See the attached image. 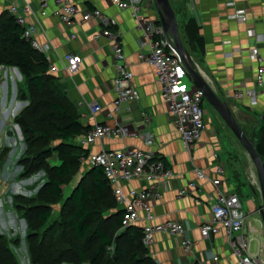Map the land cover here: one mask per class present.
Segmentation results:
<instances>
[{"label": "crops", "instance_id": "crops-1", "mask_svg": "<svg viewBox=\"0 0 264 264\" xmlns=\"http://www.w3.org/2000/svg\"><path fill=\"white\" fill-rule=\"evenodd\" d=\"M73 1L81 6L83 12L98 8L117 19L127 62L134 73L133 82L141 91L139 102L123 103L118 112L119 123L126 126L128 134L118 139H104L86 149L93 152L127 147L151 150L176 174L163 186L161 198L154 200L152 204L157 222L180 221L186 229V237L194 242V246L191 251H185L180 237L158 233L154 243L148 248L149 256L157 264H213L214 256L219 257V264H241L223 234L204 239L200 232L202 223L212 219L210 208L215 202L216 189L209 180L197 181L195 169L205 171L209 178L216 176L217 161L214 154L217 152L214 149L213 135L207 128L202 139L191 150L184 149L174 118L162 99L161 86L156 81L154 69L138 59V54L143 50V36L130 10L118 9L111 0ZM185 1L188 14L197 19L205 40V54L196 65L218 97L230 105L239 122L247 120L248 114H255L258 123L264 113V88L258 89V104L255 107L251 106L249 97L236 100L233 94L240 89L251 90L256 86L255 73L260 60L253 59L251 48L257 46L259 58L264 60V42L257 44L248 32L252 29L264 34V0ZM11 3L22 5L21 0H0V14ZM39 3L40 0H30L34 12L38 11ZM54 7L53 2L49 1V14L39 19L38 39L43 44L50 43L49 62L60 63V57L67 52L82 56L78 72L70 76L61 72L54 74L65 84L67 95L74 103L79 120L86 129L79 137L81 138L94 124L110 123L109 115L114 110L116 98L113 49L108 38H95L101 32L96 20L91 19L85 23L80 21L69 28L51 14ZM240 9L247 13L245 23L231 18ZM146 13L158 16L155 6L147 9ZM28 19L33 21L36 17L28 15ZM74 33L77 37L71 39ZM0 74L1 79H5L0 84V234L10 241H16L11 244V249L20 264H32L27 242L29 225L13 203V196L24 197L31 194L33 190L28 189V186H32L34 179L33 174L30 177L21 176V166L14 164L19 151L17 139L12 135L11 129L16 124L14 117L23 103L17 98L15 77L18 79L19 76L14 75L9 68L0 70ZM194 86L192 82L190 88ZM90 102H96L101 110L93 113L88 106ZM205 105L206 103V110ZM149 135L151 140L145 141L143 137ZM192 181H197V187L188 196L178 197V190L186 188ZM129 186L140 187L141 183L134 181ZM221 188L233 190L229 176L225 178ZM253 217V222H249L247 227L257 240V247L254 251L250 249V252L264 263V224L256 214Z\"/></svg>", "mask_w": 264, "mask_h": 264}, {"label": "built area", "instance_id": "built-area-1", "mask_svg": "<svg viewBox=\"0 0 264 264\" xmlns=\"http://www.w3.org/2000/svg\"><path fill=\"white\" fill-rule=\"evenodd\" d=\"M49 1L55 5L52 15L65 26L72 28L80 21L85 23L91 19L98 22L101 32L95 38L106 37L109 39L115 64V77L113 80L116 98L114 110L109 115L110 123H96L86 131L77 143L88 148L104 139H118L128 134V129L119 123L118 112L123 103L132 104L141 100V91L134 84V73L127 62L126 53L121 39V31L115 17L109 16L98 8L83 12L81 6L73 0H40L38 11L34 12L30 0H21L22 5L11 3L8 6L9 13L14 17L17 25L23 29V38L30 42L31 46L43 53L49 62L50 43H41L38 39L39 19L49 14ZM120 10H130L131 15L138 23L142 32V51L138 59L151 66L156 75V81L161 86V96L168 105L174 118L177 133L185 150L189 151L200 141L207 131V111L204 109L206 101L204 92L194 86L187 87L184 83L188 75L181 54L173 40L169 37L161 22L159 14L153 17L146 13L151 6L156 7L155 0H111ZM158 13V12H157ZM28 15H33L36 20L30 21ZM231 18L243 23L247 21L245 10H237ZM249 36L257 43L264 42V34L249 30ZM76 34L71 35L75 39ZM259 48H251L253 59L260 60L255 73V88L251 90H238L233 98L241 100L250 98L251 106H257L258 89L264 88V60L259 58ZM60 63L49 62V72L53 74L64 73L68 76L78 72L82 63V56L78 53L67 52L60 57ZM4 65L0 70L4 71ZM13 74L22 78L16 67L9 68ZM17 78V77H15ZM27 103H22L26 105ZM81 104V103H80ZM93 113L99 112L101 107L96 102L88 103ZM264 124V113L259 120ZM20 131V132H19ZM11 133L15 138L22 139L21 130L15 124ZM145 141L151 140V135L143 137ZM215 165L214 178H209L205 171L196 168V180H209L216 189L215 202L211 205L212 219L206 220L200 227L204 239L212 235L223 234L228 240L229 246L235 257L241 264H264L251 254V240L243 232L246 214L243 210L239 195L233 190L221 188L227 171L222 163H219V154H214ZM83 163L91 167L102 168L109 186L117 203V209L121 211V230L129 227H139L142 234V244L149 248L155 241L158 233H167L181 238V245L185 251H191L194 242L186 237V229L178 220L157 222L152 202L160 199L162 188L172 178L175 172L154 151L127 147L121 150H105L97 152L88 151L81 157ZM264 163V160H263ZM138 181L140 187H130V183ZM197 181L189 182L186 188L178 190V197L188 196L191 190L197 187ZM128 186V187H127ZM213 264H219V257L214 256ZM192 264V263H184ZM201 264V263H196Z\"/></svg>", "mask_w": 264, "mask_h": 264}, {"label": "trees", "instance_id": "trees-1", "mask_svg": "<svg viewBox=\"0 0 264 264\" xmlns=\"http://www.w3.org/2000/svg\"><path fill=\"white\" fill-rule=\"evenodd\" d=\"M172 7L178 23L181 18L179 29L180 34L181 31L183 34L181 38L184 45L196 61H200L205 54V40L197 19L188 14L186 1L183 5ZM22 34V27L16 24L7 8L0 14V66L19 69L26 79V88L17 90V95L20 100L28 101L14 117L27 143L25 157L20 163H30L21 176L34 173L53 153L48 148L36 150L38 135L49 140L46 131L39 128L44 119L48 120L53 133L58 135L59 144L55 151L60 159V164L48 171L50 178L45 191L42 189L38 194L39 204L30 205L24 201L14 203L29 225L27 242L31 263L63 264L67 261L72 264H157L149 256L148 248L142 244L139 227L120 231L122 213L117 209L112 189L100 167H91L86 173L91 180V189L86 187V178L82 176L64 200L67 209L61 215L62 219L51 220L52 204L63 202L62 186L71 184L80 169L81 157L88 153L86 148L77 143L86 129L67 95L65 84L49 72L50 64L45 55L34 49ZM253 135L256 149L264 160L262 122H258ZM36 210H39L37 215H32ZM109 210L110 217L105 214ZM110 227L114 233L109 231ZM14 242L0 234V264H20L11 249Z\"/></svg>", "mask_w": 264, "mask_h": 264}, {"label": "rangeland", "instance_id": "rangeland-1", "mask_svg": "<svg viewBox=\"0 0 264 264\" xmlns=\"http://www.w3.org/2000/svg\"><path fill=\"white\" fill-rule=\"evenodd\" d=\"M172 5L176 4H182L185 2L184 0H170ZM179 23L181 25V18L179 17ZM181 35L182 31H181ZM183 37V36H182ZM184 40V39H183ZM187 50L188 47L186 46ZM189 55L193 59V62L197 64V61L195 57L188 51ZM198 67V66H197ZM12 68V67H8ZM200 69V68H199ZM22 75V78L16 80V85H17V90H20V88L24 89L26 86L25 84V77L23 74L20 72ZM2 75L0 74V84L3 82L5 79H1ZM187 87H190L192 84V80L189 76L185 78L184 82ZM12 83L10 82L9 86L11 87ZM20 94V93H18ZM36 94V93H35ZM35 97L38 95H34ZM19 100V95L17 96ZM29 100V99H28ZM23 103H27L28 101L26 100H21ZM26 104V105H27ZM26 105H23L22 108ZM21 108V109H22ZM205 108L207 110V124H208V130L213 135V140H214V149L216 152L219 154V163H222L225 169L228 172V176L232 185L233 190L239 195V198L242 203L243 210L245 214L247 215L245 219V224H244V232L246 233L247 237L251 239V249L254 251L257 247V240L252 237L253 233L250 231V229L247 227L249 225V222H253V216L256 214L257 216H261L258 212V208L262 205V199H261V194H260V184H259V177H258V172L257 169L255 168V165L252 162V159L246 150V148L239 142V140L236 138L232 130L226 125L224 120L220 117V115L208 104V102L205 105ZM44 109L39 111V114L43 111ZM238 121V120H237ZM239 122V121H238ZM240 126L244 130V132L247 134L249 138L252 137V134L256 128H258V123H257V117L252 114L247 115V120H241L239 122ZM39 128L44 129L46 133L49 135V140H46L44 138H40L36 141L35 146L36 150L40 149H50L53 151L52 155L48 158L47 162L43 163V166L36 168L32 173L34 175V179L32 186H28V189L33 190L31 194H28L24 196L23 198H17L16 196H13V203L24 201L30 205H33L35 203L39 204V199L38 194L39 192L44 189L45 191V185L47 184L49 180L50 174L48 173L49 169L52 168L55 165L60 164V159L58 156L57 151L55 149L57 148L59 144V138L58 135L54 134L50 126L48 125V120L44 119L39 125ZM17 139V149H18V155L15 158V163L17 165L21 166V173H25L26 170L28 169L30 163L26 164H21L20 162L24 159L25 157V151L27 149V143L26 140L22 137L20 139L19 137ZM91 168V166L88 163H83L80 160V169L77 171L75 176L73 177V180L70 185H64L62 186V191H63V202L60 204H52V216L51 220H61L64 211L67 209L65 207L64 200L65 198L72 192L74 184L78 182V180L82 177L85 176L86 178V187L90 190L91 189V180L88 178L87 171ZM32 174H26V177H30ZM39 178V179H38ZM228 178V177H227ZM112 211V210H111ZM39 210L33 211L32 215L36 216ZM253 212V213H251ZM22 213V212H20ZM105 214L107 216L109 215L110 217V210L107 211ZM115 219L111 220L114 221ZM262 220V219H261ZM109 231L111 233H114L112 227L109 228ZM264 231V227H263ZM41 232V231H40ZM120 231L117 232V234ZM116 234V233H115ZM264 235V232H263ZM262 235V238L264 239V236ZM254 238V239H253ZM113 250L111 249V253ZM63 264H72L67 261H65ZM83 264H89V262H84Z\"/></svg>", "mask_w": 264, "mask_h": 264}, {"label": "water", "instance_id": "water-1", "mask_svg": "<svg viewBox=\"0 0 264 264\" xmlns=\"http://www.w3.org/2000/svg\"><path fill=\"white\" fill-rule=\"evenodd\" d=\"M155 2L159 21L163 25L166 34L173 38L193 84L204 92L208 104L220 115L239 142L246 148L257 169L262 199V205L258 208V212L264 224V163L256 149L254 135L252 134L251 138L247 136L233 114L230 105L218 97L202 71L194 62L192 63L187 59L186 56L190 55L182 41L177 16L170 0H155Z\"/></svg>", "mask_w": 264, "mask_h": 264}, {"label": "bare ground", "instance_id": "bare-ground-1", "mask_svg": "<svg viewBox=\"0 0 264 264\" xmlns=\"http://www.w3.org/2000/svg\"><path fill=\"white\" fill-rule=\"evenodd\" d=\"M188 60H190L193 63V59L190 56H186Z\"/></svg>", "mask_w": 264, "mask_h": 264}]
</instances>
